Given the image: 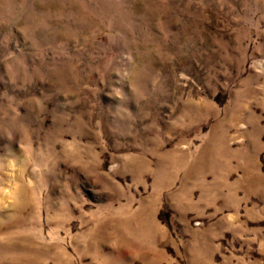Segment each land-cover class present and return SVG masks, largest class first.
<instances>
[{
  "label": "rangeland",
  "instance_id": "374dc122",
  "mask_svg": "<svg viewBox=\"0 0 264 264\" xmlns=\"http://www.w3.org/2000/svg\"><path fill=\"white\" fill-rule=\"evenodd\" d=\"M0 264H264V0H0Z\"/></svg>",
  "mask_w": 264,
  "mask_h": 264
}]
</instances>
